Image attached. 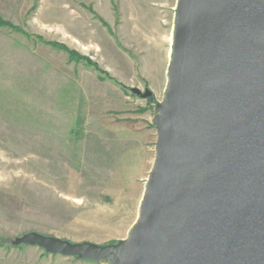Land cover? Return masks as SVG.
Instances as JSON below:
<instances>
[{"label": "rangeland", "instance_id": "rangeland-1", "mask_svg": "<svg viewBox=\"0 0 264 264\" xmlns=\"http://www.w3.org/2000/svg\"><path fill=\"white\" fill-rule=\"evenodd\" d=\"M177 1L0 0V264H101L12 245L30 232L127 238L154 161Z\"/></svg>", "mask_w": 264, "mask_h": 264}, {"label": "water", "instance_id": "water-1", "mask_svg": "<svg viewBox=\"0 0 264 264\" xmlns=\"http://www.w3.org/2000/svg\"><path fill=\"white\" fill-rule=\"evenodd\" d=\"M166 80L127 238L30 232L13 246L101 264H264V0H178Z\"/></svg>", "mask_w": 264, "mask_h": 264}, {"label": "trees", "instance_id": "trees-1", "mask_svg": "<svg viewBox=\"0 0 264 264\" xmlns=\"http://www.w3.org/2000/svg\"><path fill=\"white\" fill-rule=\"evenodd\" d=\"M20 247V246H19Z\"/></svg>", "mask_w": 264, "mask_h": 264}]
</instances>
